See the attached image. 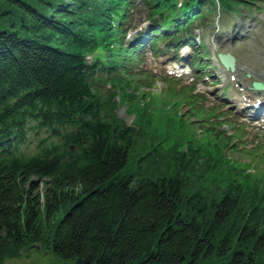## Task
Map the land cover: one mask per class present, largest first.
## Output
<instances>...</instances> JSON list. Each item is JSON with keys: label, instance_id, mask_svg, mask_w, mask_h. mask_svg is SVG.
<instances>
[{"label": "trees", "instance_id": "16d2710c", "mask_svg": "<svg viewBox=\"0 0 264 264\" xmlns=\"http://www.w3.org/2000/svg\"><path fill=\"white\" fill-rule=\"evenodd\" d=\"M245 1L0 0V264L30 245L73 264H264V171L230 139L190 140L177 109L157 125L123 46L135 4L168 28Z\"/></svg>", "mask_w": 264, "mask_h": 264}, {"label": "rangeland", "instance_id": "374dc122", "mask_svg": "<svg viewBox=\"0 0 264 264\" xmlns=\"http://www.w3.org/2000/svg\"><path fill=\"white\" fill-rule=\"evenodd\" d=\"M251 1L248 0L246 3L242 2L234 6L235 10L230 12L224 11L217 6L212 19L205 23L204 26H201L204 28L194 30L198 33L202 31L201 36L207 48L201 50L206 56L200 60L201 65L191 75H186L182 78L176 76L181 73L180 63L176 60L180 59L178 58L181 56L180 50L169 54L161 52L164 54L158 57L154 56L151 50L148 49L141 53V63L129 66H134L133 69L135 71H133L138 76L129 89V93L136 95V104L140 107L149 102L148 111L151 115H154L153 120L158 123L157 125L162 122V117L158 114L162 110L164 114L173 120H178V116L175 117L173 115L175 109H177L178 115L184 114L182 115V120L190 132L187 137L196 141L204 130L203 124L198 122L196 104L201 108L205 105L209 107L211 105L209 101L213 102L214 108L218 107L221 109L220 111L215 109L214 116L209 119V122L217 123V131L224 133V135H226L225 133L230 135L233 128H236L233 124H237L239 129H241L240 132H236L238 141L234 140L233 146L227 149V157L254 173L258 169L262 172L264 171V157H261L262 162L256 159L259 161H256L258 163L256 165L246 152L259 149L260 146L264 147V129H258L259 124H264V121L260 123L251 122L249 117L256 110H252L251 107L239 110L233 103L226 100L230 99V94L238 92V89L234 88L232 84L222 82L225 78L227 81L229 80V74L226 76L221 68L219 69L215 66L214 61V55L218 52L233 54L240 73L237 81L243 83L246 90L253 95H264V91L257 93L250 88L252 81H260L264 84V0H253V4L249 6ZM134 12L136 14L132 13L129 18V22L132 25L148 20V17L146 18L147 11L143 7L139 6ZM161 49H166V46H161ZM195 51L194 49L189 51L188 55H191L189 59L194 57ZM206 63L210 64L208 68H205ZM152 70H157L158 74H155ZM168 70H173L175 74L169 75ZM193 76L195 77L192 81L191 77ZM207 77L209 79L205 80ZM217 79H220V82L214 81L213 84L210 83ZM214 84H217V88L214 87ZM184 86L189 89V95L197 94L199 89L203 93L197 95L199 99L196 98V101L187 104L185 99L186 92L174 93V90H182ZM192 88L194 92L191 90ZM101 89L105 90L107 88ZM121 96L124 97L123 93L120 94V97L116 96V100L119 101ZM186 104L187 106H185ZM129 109L130 105L127 101L124 99L120 100L117 115L127 125H131L135 119V110L130 112ZM260 111L261 115H264V109ZM208 114L209 111L205 109L203 120L208 121ZM224 121H228L230 127L221 126V122ZM195 135L197 136L196 138ZM204 136L203 140L206 139L205 142L210 144V136L212 135ZM252 162L254 164L253 167ZM35 246L30 245L21 249L17 257L6 259L3 264H73L61 261L49 250L44 251L39 246V249Z\"/></svg>", "mask_w": 264, "mask_h": 264}, {"label": "bare ground", "instance_id": "6f19581e", "mask_svg": "<svg viewBox=\"0 0 264 264\" xmlns=\"http://www.w3.org/2000/svg\"><path fill=\"white\" fill-rule=\"evenodd\" d=\"M235 74L237 77H239L238 70H236ZM260 99H261V104L259 107H261L264 104V96H262ZM236 102L239 106H242L245 103L254 104L255 100L254 97L249 92L243 89L239 94H237Z\"/></svg>", "mask_w": 264, "mask_h": 264}, {"label": "water", "instance_id": "95a60500", "mask_svg": "<svg viewBox=\"0 0 264 264\" xmlns=\"http://www.w3.org/2000/svg\"><path fill=\"white\" fill-rule=\"evenodd\" d=\"M219 58L223 61V63L226 65V66H230V67H233V58L230 57L229 55H220ZM255 88H262L263 86L258 84V83H255L254 84ZM34 247V246H32ZM37 249H39L38 246H35ZM74 264H83V261L81 259H76L75 260V263Z\"/></svg>", "mask_w": 264, "mask_h": 264}]
</instances>
